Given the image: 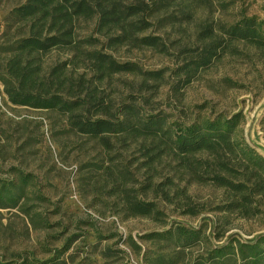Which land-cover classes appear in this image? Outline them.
Returning <instances> with one entry per match:
<instances>
[{
    "label": "rangeland",
    "instance_id": "1",
    "mask_svg": "<svg viewBox=\"0 0 264 264\" xmlns=\"http://www.w3.org/2000/svg\"><path fill=\"white\" fill-rule=\"evenodd\" d=\"M25 1L0 0V185L20 188L13 189L20 195L16 206L0 207L1 261L192 264L233 237L254 241L264 234L263 212L249 219L231 216L218 235L224 227L215 207L224 198L222 189L211 180H195L159 138L126 133L96 137L73 128L67 114L8 101L3 78L9 54L4 48L28 34L27 25L12 15ZM160 2L165 5L152 17L155 25L144 34L161 35L170 53L126 42L110 47L91 22L78 33L99 39L88 49L111 54L120 63H136L144 71L163 69L164 79L119 72L99 81L91 63L81 58L68 63L73 53L66 49L42 54L44 72L67 60L64 73L92 79L87 84L97 86V96L112 104V111L135 101L143 113L165 116L168 126L239 114L235 138L264 156V47L234 42V51L201 68L186 85L183 71L181 76L176 72L185 48H201L204 27L218 32L244 17L264 19V0ZM127 192L154 202L163 215L132 216L126 209ZM189 196L200 209L196 215L185 213ZM178 225L201 228L202 238L183 250L154 235ZM108 248L112 257L106 256Z\"/></svg>",
    "mask_w": 264,
    "mask_h": 264
},
{
    "label": "trees",
    "instance_id": "2",
    "mask_svg": "<svg viewBox=\"0 0 264 264\" xmlns=\"http://www.w3.org/2000/svg\"><path fill=\"white\" fill-rule=\"evenodd\" d=\"M161 5L165 3L160 0H26L12 11L17 21L27 25L28 34L4 48L9 54L3 78L4 93L14 105L67 114L73 128L92 136L106 138L107 134L126 133L159 138V143L170 148L195 180H211L222 189L224 198L215 207L224 227L218 234L221 236L231 216L249 219L264 212V156L246 141L235 138L241 122L239 114L195 120L190 124L173 122L168 126L165 116L145 114L135 101L124 102L117 112L112 111L113 105L97 96V86L87 84L92 79H87L84 73L77 78L64 73L67 60L47 73L43 70L42 54L52 49H66L73 53L68 63L73 58L91 63L99 81L119 72L164 79L163 69L144 71L136 63H120L111 54L88 49L86 46L95 45L99 39L80 37L78 33L83 24L91 22L97 32L107 36L110 47L126 42L135 48L170 53L161 35L144 34L155 25L152 17ZM199 40L203 41L201 48H185L184 62L176 69L179 76L183 71L185 85L201 68L210 66L225 52L234 51V42L264 47V19L244 17L235 24L220 26L218 32L208 25L201 30ZM105 143L109 142L105 140ZM12 185H0L2 208L19 202L20 195L13 189L20 188ZM188 198L191 201L185 204V213L198 214V205L191 196ZM125 199L126 209L132 216L160 218L163 215L154 202L131 192L126 193ZM154 235L171 239L176 247L184 250L200 241L202 229L178 225ZM113 255V250L108 248L106 256ZM27 259L21 264H64L59 258ZM0 264L12 263L0 260ZM192 264H264V234L254 241L233 237L212 248L206 259Z\"/></svg>",
    "mask_w": 264,
    "mask_h": 264
}]
</instances>
